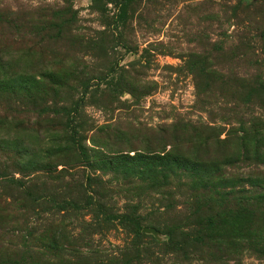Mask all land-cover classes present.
Wrapping results in <instances>:
<instances>
[{
  "label": "rangeland",
  "instance_id": "obj_1",
  "mask_svg": "<svg viewBox=\"0 0 264 264\" xmlns=\"http://www.w3.org/2000/svg\"><path fill=\"white\" fill-rule=\"evenodd\" d=\"M0 264H264V0H0Z\"/></svg>",
  "mask_w": 264,
  "mask_h": 264
},
{
  "label": "water",
  "instance_id": "obj_2",
  "mask_svg": "<svg viewBox=\"0 0 264 264\" xmlns=\"http://www.w3.org/2000/svg\"><path fill=\"white\" fill-rule=\"evenodd\" d=\"M144 232H147L148 233V232H151V230L145 229Z\"/></svg>",
  "mask_w": 264,
  "mask_h": 264
}]
</instances>
